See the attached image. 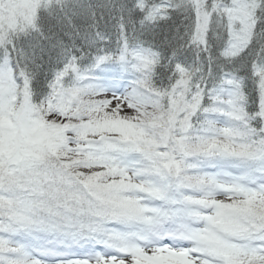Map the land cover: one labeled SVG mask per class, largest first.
Segmentation results:
<instances>
[{"label": "snow or ice", "instance_id": "snow-or-ice-1", "mask_svg": "<svg viewBox=\"0 0 264 264\" xmlns=\"http://www.w3.org/2000/svg\"><path fill=\"white\" fill-rule=\"evenodd\" d=\"M0 264H264V0H0Z\"/></svg>", "mask_w": 264, "mask_h": 264}]
</instances>
